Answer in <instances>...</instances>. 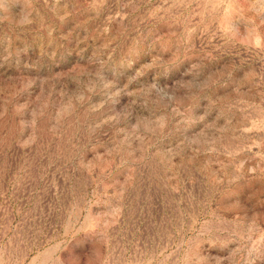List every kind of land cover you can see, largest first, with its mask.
Wrapping results in <instances>:
<instances>
[{
    "label": "rangeland",
    "instance_id": "obj_1",
    "mask_svg": "<svg viewBox=\"0 0 264 264\" xmlns=\"http://www.w3.org/2000/svg\"><path fill=\"white\" fill-rule=\"evenodd\" d=\"M0 264H264V0H0Z\"/></svg>",
    "mask_w": 264,
    "mask_h": 264
}]
</instances>
